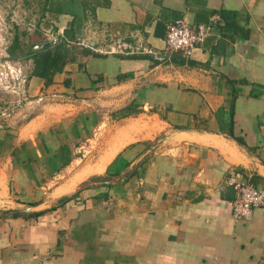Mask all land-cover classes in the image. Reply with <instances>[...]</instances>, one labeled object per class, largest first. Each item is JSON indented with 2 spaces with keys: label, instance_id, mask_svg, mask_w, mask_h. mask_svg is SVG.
<instances>
[{
  "label": "crops",
  "instance_id": "0c3cea01",
  "mask_svg": "<svg viewBox=\"0 0 264 264\" xmlns=\"http://www.w3.org/2000/svg\"><path fill=\"white\" fill-rule=\"evenodd\" d=\"M33 1L34 29L61 39L78 3ZM78 6L93 48L76 46L98 54L76 51L49 84L0 40L16 70L0 82V264H264V203L232 216L233 181L264 187V0ZM213 13L191 56L166 50L169 24ZM117 38L147 51H114Z\"/></svg>",
  "mask_w": 264,
  "mask_h": 264
},
{
  "label": "built area",
  "instance_id": "2783aa9c",
  "mask_svg": "<svg viewBox=\"0 0 264 264\" xmlns=\"http://www.w3.org/2000/svg\"><path fill=\"white\" fill-rule=\"evenodd\" d=\"M219 20V15L213 13L209 16L207 23L198 24L196 28L191 27L184 20H176L167 26L165 44L170 53H178L183 57H189L193 49L201 44L213 30ZM76 43L85 47L93 48L84 39L77 38ZM118 52L147 51L145 47L133 45L127 40H113L112 48ZM2 75V72L0 73ZM236 190L232 202V216L235 220L248 219L254 208L264 203V187L257 186L249 179L233 181Z\"/></svg>",
  "mask_w": 264,
  "mask_h": 264
},
{
  "label": "trees",
  "instance_id": "16d2710c",
  "mask_svg": "<svg viewBox=\"0 0 264 264\" xmlns=\"http://www.w3.org/2000/svg\"><path fill=\"white\" fill-rule=\"evenodd\" d=\"M69 1H73L75 2V4H78L76 5L77 7L75 6V9L71 12L73 19L69 24L68 28L64 29L63 36L61 37V39H58L53 44L48 45L39 50L30 49L26 54H23L26 56H30L33 59L34 67L32 70V74L44 78L46 84L52 82V76L54 73L62 71L67 63L72 62L75 59L76 51H81L85 55L98 54L97 52H94L90 49H78V46H76V39L81 30V21L85 17V14L83 8L78 6L79 0L78 2H76V0ZM82 5H84V3H82ZM91 12L93 11L91 10ZM39 39L43 42H47L43 40L44 37H42V35L39 37ZM15 49H21L18 35L14 36L13 43L11 44V46L8 47V52L11 56L15 55ZM136 111L132 108V106L129 105L119 110L118 113L119 116L122 117L134 113Z\"/></svg>",
  "mask_w": 264,
  "mask_h": 264
},
{
  "label": "rangeland",
  "instance_id": "374dc122",
  "mask_svg": "<svg viewBox=\"0 0 264 264\" xmlns=\"http://www.w3.org/2000/svg\"><path fill=\"white\" fill-rule=\"evenodd\" d=\"M35 8H37L36 10H34ZM39 3L37 1H33V0H24L23 2L21 0H0V40H2V44L5 42L4 40L6 39V41H12L14 39L15 35H20L24 40H26V46L24 47L23 50L15 49V55L11 56L8 52L10 57H8V59L10 60V58L14 57H20V55L26 54L31 48V45L34 42H40L39 37L43 34H41L40 31H38L37 29H34V25L36 24L37 20H38V16H39ZM7 23V24H6ZM40 34V35H39ZM44 43V42H43ZM1 46V45H0ZM1 48H3V45L1 46ZM3 53V52H2ZM0 69H2V71L0 70V72H2L1 77H6L8 82L3 80L0 81L1 83H7L8 86L10 85L12 79H11V74L14 75L15 73V69H10V67H2L0 65ZM11 70V71H10ZM11 89V86L10 88ZM10 91V90H8ZM8 94H10V92H8ZM8 97H10L8 95ZM69 98H56V100L53 99H49L48 101L50 102H54L55 103H64L65 101H69ZM72 99V98H70ZM72 110V109H71ZM110 115L112 116H119L118 111H115L113 113H111ZM113 124V123H111ZM70 126V122L68 120H64L63 125L61 124L60 126L58 125V128H67L68 132V128ZM56 129V127H53ZM107 128V126H104V129ZM52 129H50L51 131ZM95 148V143L93 141L89 142V146L87 149H94ZM88 157H90L91 152L87 153Z\"/></svg>",
  "mask_w": 264,
  "mask_h": 264
},
{
  "label": "water",
  "instance_id": "95a60500",
  "mask_svg": "<svg viewBox=\"0 0 264 264\" xmlns=\"http://www.w3.org/2000/svg\"><path fill=\"white\" fill-rule=\"evenodd\" d=\"M54 42H56V39H53L51 41H47V42H44V43H40V44H35V45L32 46V50H39L41 48H44V47H46L48 45L53 44Z\"/></svg>",
  "mask_w": 264,
  "mask_h": 264
}]
</instances>
